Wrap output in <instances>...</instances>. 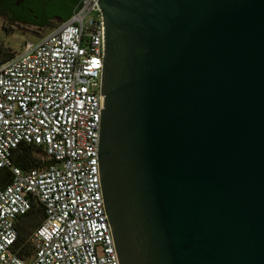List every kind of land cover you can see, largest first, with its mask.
Masks as SVG:
<instances>
[{
  "label": "water",
  "instance_id": "water-1",
  "mask_svg": "<svg viewBox=\"0 0 264 264\" xmlns=\"http://www.w3.org/2000/svg\"><path fill=\"white\" fill-rule=\"evenodd\" d=\"M95 1L118 264H264V0Z\"/></svg>",
  "mask_w": 264,
  "mask_h": 264
},
{
  "label": "built area",
  "instance_id": "built-area-1",
  "mask_svg": "<svg viewBox=\"0 0 264 264\" xmlns=\"http://www.w3.org/2000/svg\"><path fill=\"white\" fill-rule=\"evenodd\" d=\"M102 18L95 0L0 64V264H118L101 193L97 149L102 96ZM20 143L41 146L48 163L21 169ZM34 206L42 221L14 249L17 221Z\"/></svg>",
  "mask_w": 264,
  "mask_h": 264
},
{
  "label": "trees",
  "instance_id": "trees-1",
  "mask_svg": "<svg viewBox=\"0 0 264 264\" xmlns=\"http://www.w3.org/2000/svg\"><path fill=\"white\" fill-rule=\"evenodd\" d=\"M17 0H7L8 7L13 6ZM79 0H24V8L32 10L34 14L40 15V4L46 5V15L51 17L55 14H62L64 21L67 20L76 8ZM67 8V9H64ZM4 30H8V27H3ZM15 51L5 48L0 42V64L8 61L15 55ZM41 153L40 156L37 154ZM14 165L21 169L37 168L44 163H48L44 151L41 146L34 144L20 143L14 150L12 155ZM11 180V174L8 169L0 168V187L7 185ZM42 210L39 206H34L25 215L19 217L16 225L18 230V236L14 244V249L18 256L26 261L31 256V246L28 242V238L34 228L42 221Z\"/></svg>",
  "mask_w": 264,
  "mask_h": 264
},
{
  "label": "flooded vegetation",
  "instance_id": "flooded-vegetation-1",
  "mask_svg": "<svg viewBox=\"0 0 264 264\" xmlns=\"http://www.w3.org/2000/svg\"><path fill=\"white\" fill-rule=\"evenodd\" d=\"M41 14L37 15L32 10L24 8V0H17L13 6L7 5V0H0V22L1 27L5 24L17 26L19 28L30 31H42L45 29H53L64 22L62 14H55L51 17L46 15V5L40 4ZM67 9V8H64Z\"/></svg>",
  "mask_w": 264,
  "mask_h": 264
},
{
  "label": "rangeland",
  "instance_id": "rangeland-1",
  "mask_svg": "<svg viewBox=\"0 0 264 264\" xmlns=\"http://www.w3.org/2000/svg\"><path fill=\"white\" fill-rule=\"evenodd\" d=\"M5 26L9 28L7 31L1 27L0 22V42L5 48H9L16 53H21L27 47L37 44L43 36L47 35L52 30L45 29L42 31L34 30L29 32L28 30L14 25L5 24ZM37 155L40 156L41 153Z\"/></svg>",
  "mask_w": 264,
  "mask_h": 264
}]
</instances>
